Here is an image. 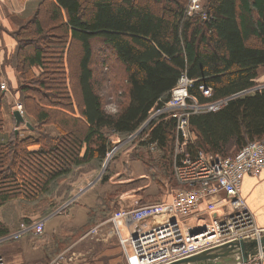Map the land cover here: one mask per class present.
Returning <instances> with one entry per match:
<instances>
[{
	"label": "trees",
	"instance_id": "obj_1",
	"mask_svg": "<svg viewBox=\"0 0 264 264\" xmlns=\"http://www.w3.org/2000/svg\"><path fill=\"white\" fill-rule=\"evenodd\" d=\"M149 1L39 0L13 33L21 80L14 93L32 128L0 140V206L18 203L27 224L53 205L54 188L77 167L103 162L113 135L139 132L169 162L176 118L154 111L182 75L198 104L221 102L189 113L193 148L229 156L264 136V86L255 87L264 70V0H205L192 15L188 0H154L155 9ZM95 40L122 67L108 74L122 97L113 113L96 90ZM2 102L0 89V130Z\"/></svg>",
	"mask_w": 264,
	"mask_h": 264
},
{
	"label": "built area",
	"instance_id": "obj_2",
	"mask_svg": "<svg viewBox=\"0 0 264 264\" xmlns=\"http://www.w3.org/2000/svg\"><path fill=\"white\" fill-rule=\"evenodd\" d=\"M201 11L200 0H188L186 14ZM191 84V79L180 76L169 98L154 111V114L167 111L176 118L171 170L177 187L167 200L114 208L104 221L86 232L97 238L102 225L111 223L126 258L121 264H165L234 239L257 237L263 230L255 224L240 190L244 175L264 173V136L247 141L229 156L193 148L196 136L189 128L188 115L195 110L187 108L197 101L189 94ZM5 87L1 81L0 88ZM203 94L209 96L210 88L204 89ZM205 105V109H216L221 102ZM178 107L186 110H166ZM14 108L23 115L20 101L15 102ZM149 145L150 149L156 147L155 141ZM119 224L123 226V234L117 227ZM43 227L42 219L22 226L34 235L40 234ZM73 254L61 252L45 264H68L75 257ZM261 256L252 259L251 264H259ZM0 264H6L1 255Z\"/></svg>",
	"mask_w": 264,
	"mask_h": 264
},
{
	"label": "crops",
	"instance_id": "obj_3",
	"mask_svg": "<svg viewBox=\"0 0 264 264\" xmlns=\"http://www.w3.org/2000/svg\"><path fill=\"white\" fill-rule=\"evenodd\" d=\"M38 1L39 0H0V82L4 81L6 85L4 89H0L3 93L2 109L4 111V117L6 116L9 118V122L7 120V123H5L0 130V140L6 139L13 130L15 133L19 130V125H15L12 114L14 109L13 105L17 101V96L14 92L9 90V86H14L15 80L17 79L16 70L11 64L17 47V40L13 36V33L30 18ZM23 117L27 120L24 114ZM19 131L24 130L20 129ZM113 138L114 136H112V141L114 142ZM30 148L35 149L37 146H30ZM124 160L127 163L128 159ZM130 163L133 162L130 161ZM86 164L88 163L83 165ZM80 167H77V169ZM93 170L94 169L91 168L79 172L77 178H74L70 182L71 189L67 195H70L69 197L72 199V204L69 203L71 205L69 207H67L69 204L66 206L67 213L62 215L67 217L66 225L69 226L70 230L77 226L76 229H80V227H84L85 224L90 223L87 221L89 216H91V219H96L94 222L96 224L98 220L102 221L106 218L114 208L133 206L138 204V202L141 203L139 201L141 199L139 195L141 187L129 190L134 192H129L127 190L125 192H119L120 190H117L113 194V200H104L106 189H103L104 187L101 188V185L92 177ZM121 174L122 171L118 169L113 175L121 176ZM133 174H135L136 179L144 176L143 172L138 170ZM128 180L130 179L117 178L114 180L113 177H111L107 182H109V184H120ZM240 192L247 206L253 213L255 224L264 229V173H261L259 176H252L250 174L244 175ZM169 196L170 194L157 200H167ZM4 206L5 205H2L0 208ZM103 208H105V213L102 215L103 217L100 218V216H98V210L101 212ZM18 213L20 212L16 209V215ZM58 214L50 216L44 221L43 231L38 235H34L30 230L24 231L22 229L24 232H17L19 229L18 227H16V229H10L8 226V229L3 228L4 231L0 237L3 236L5 239L0 241V255L4 258L6 264L47 263L58 251L56 239L59 238V235H56V230H58L57 228H59L62 223ZM28 218L33 220L32 215H29ZM0 221H4L1 219V216ZM94 223L89 225L79 237L75 238V240L69 244L70 249L74 252L73 256L75 255V257L69 260L68 264H121L125 262L126 258L123 247L119 241V237L114 234L113 225L111 223L106 222L105 225H102L103 228L101 227L100 234L97 238L86 235L91 240H85L87 230L92 227ZM117 227L120 233L123 234V226L119 224ZM7 232L9 233L7 234ZM55 250L57 251L55 252ZM70 253L71 251L67 253V255ZM241 264H251V262L249 261ZM259 264H264V255L260 257Z\"/></svg>",
	"mask_w": 264,
	"mask_h": 264
},
{
	"label": "rangeland",
	"instance_id": "obj_4",
	"mask_svg": "<svg viewBox=\"0 0 264 264\" xmlns=\"http://www.w3.org/2000/svg\"><path fill=\"white\" fill-rule=\"evenodd\" d=\"M138 1L145 2V0H138ZM149 3L151 7L155 9L156 7L155 1L150 0ZM200 4H201V9L203 10L205 0H200ZM44 37H47V36H43V39ZM39 40H42V38H40ZM55 44L56 43L52 45H47L48 53L50 54L53 53L54 51L53 48L56 47ZM72 49L73 48L71 47L70 50ZM93 49H94L93 56H94V61H95L93 75H94L95 83L97 82L96 90L101 95V101L103 104V108L113 113L119 107V104H120L119 101H122V97L121 95H119L118 93L119 91L117 92V89H114L115 88L113 86L114 80L112 79L110 81L108 78V74H110L111 72L114 74L115 72L119 71L120 68L122 67L113 58L110 48H108L107 50L105 49V51L101 50L99 41L95 40L93 42ZM103 60H105L106 63ZM11 64L14 66V55H13V60L11 61ZM263 71L264 70H262V74L258 78L259 84H262V82H264ZM20 82L21 80L17 74V79L15 80L14 86L12 87L9 86V90L11 92H14V91L17 92L18 91L17 87ZM18 93L20 94L19 91ZM16 100L17 101L19 100L20 102H22L20 98H17ZM206 106L207 105L205 104L196 103L194 106L188 107L187 109L193 108L195 111H201L205 109ZM22 110H23V105H22ZM166 110L181 111V110H186V109L182 107H178V108H173V109L167 108ZM7 120L9 122V118L5 116V123H7ZM24 128L25 126L23 123L19 124V128H18L19 130L24 129ZM41 130L44 131L43 128ZM137 134H139V132L135 133L134 135L132 134L126 138H121L117 135H113L114 136L113 138L114 146L111 147L113 151L110 149L109 152L111 151L112 152L109 155V158L106 162L104 159L103 162L100 163L99 165H97L96 163H90V164L83 165L82 167L73 171L72 174H69L68 176H66L61 182L57 184L56 188H54V191L52 193L53 205L50 207L43 208L44 210L42 209L41 211H37L33 214H30L33 216L32 218L33 220L42 219L45 221L48 217L59 213L58 215L63 223V224L61 223V226L59 227L60 230L59 228H57L58 230H56V233H57L56 235L57 236L59 235V238L56 239L58 251L55 250V252L56 251L57 252L56 253L54 252L55 255H53V257H51L48 261L54 259L61 252L64 255H67V253H69L70 251L73 252L70 249L69 244L72 241H74L75 238L79 237L82 234V232L86 228L89 227V225L93 224L96 221V219H94L92 223L85 224L84 227L79 226L80 229L75 231V229L78 226L77 227L74 226L75 228L70 230L69 226L66 225L67 217L62 216V215H65V213H67L66 211L67 207H69L72 204L71 203L72 199H70L71 197H69L70 195L69 194L67 195V193H69L71 189V185H70L71 180H73L74 178H77L79 172L86 171L91 168L94 169L92 171V177L96 180V182H98L101 185V188L104 187L103 189H106L104 200H107V199L113 200L112 199L113 194L117 190H120L119 192H122V191L125 192L126 190L129 191L131 189L141 187L139 190L140 191L139 195L141 196L140 197L141 199L139 201L141 203L151 202L163 196L166 197L167 195L170 194L172 190H174L177 187L174 180L172 179V174H171V166H172L171 157L173 156V153H172L173 144H172L171 153H170V156L171 155L172 156L169 158L170 160L168 162L165 160L166 155L163 156L162 152L157 149V146L150 149V145H149L150 142L147 144L143 143L142 139H140V136L135 137ZM109 152L107 153L106 157L108 156ZM124 159H128L127 163L125 162ZM130 161H132L133 163H130ZM118 169L122 171L121 176H114L113 174ZM136 170L143 172L144 176L136 179L135 174H133L134 172H136ZM111 177H113L114 180H116L117 178L119 179L129 178L130 180L124 183H120V184H116V183L109 184V182L107 181L111 179ZM129 192H134V191H129ZM138 204L140 203L138 202ZM16 209H18L20 212L17 215H16ZM22 211L23 209L20 207V205H18V203L17 204L8 203L4 207L0 208V216H1V219L4 220L3 222L0 221V236L2 232L4 231V229H8V228L16 229V227H18L19 229L17 232H20V231L24 232L22 230L23 229L22 226L26 225L28 221L26 218H23L24 216L22 214ZM98 212H99L98 216L102 218L103 217L102 215L105 213V208H103L101 212L100 210H98ZM104 220L105 218L102 221ZM31 221L32 220H30V222ZM99 221L100 220H98V222ZM103 225H105V223ZM8 233L9 232H7V234ZM85 237H86L85 240H91L88 238V236H86V234H85ZM4 239L5 238L3 236L0 237V241H3Z\"/></svg>",
	"mask_w": 264,
	"mask_h": 264
},
{
	"label": "water",
	"instance_id": "obj_5",
	"mask_svg": "<svg viewBox=\"0 0 264 264\" xmlns=\"http://www.w3.org/2000/svg\"><path fill=\"white\" fill-rule=\"evenodd\" d=\"M263 86L264 84L255 87ZM12 114L16 126L23 123L25 126L32 128L30 122L25 120L19 110L13 109ZM111 152L105 158V162L108 160ZM260 255H264V229L257 237L251 236L234 239L165 264H241L249 262Z\"/></svg>",
	"mask_w": 264,
	"mask_h": 264
},
{
	"label": "bare ground",
	"instance_id": "obj_6",
	"mask_svg": "<svg viewBox=\"0 0 264 264\" xmlns=\"http://www.w3.org/2000/svg\"><path fill=\"white\" fill-rule=\"evenodd\" d=\"M31 231V230H30ZM34 234V233H33Z\"/></svg>",
	"mask_w": 264,
	"mask_h": 264
}]
</instances>
